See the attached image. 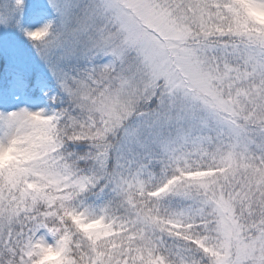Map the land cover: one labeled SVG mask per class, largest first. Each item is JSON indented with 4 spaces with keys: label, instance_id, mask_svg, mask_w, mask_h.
Wrapping results in <instances>:
<instances>
[{
    "label": "snow or ice",
    "instance_id": "6c2138e0",
    "mask_svg": "<svg viewBox=\"0 0 264 264\" xmlns=\"http://www.w3.org/2000/svg\"><path fill=\"white\" fill-rule=\"evenodd\" d=\"M0 264H264V0H0Z\"/></svg>",
    "mask_w": 264,
    "mask_h": 264
}]
</instances>
